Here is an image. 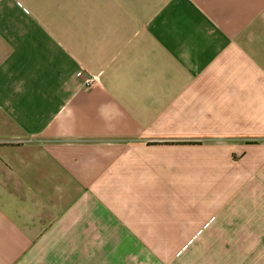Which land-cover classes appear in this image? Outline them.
<instances>
[{
  "label": "crops",
  "instance_id": "0c3cea01",
  "mask_svg": "<svg viewBox=\"0 0 264 264\" xmlns=\"http://www.w3.org/2000/svg\"><path fill=\"white\" fill-rule=\"evenodd\" d=\"M174 257L264 264V0H0V264Z\"/></svg>",
  "mask_w": 264,
  "mask_h": 264
},
{
  "label": "rangeland",
  "instance_id": "374dc122",
  "mask_svg": "<svg viewBox=\"0 0 264 264\" xmlns=\"http://www.w3.org/2000/svg\"><path fill=\"white\" fill-rule=\"evenodd\" d=\"M235 165L236 167L238 168L239 167V160L237 158V154L235 155ZM165 245V249L167 250L169 248V250H171V252L173 253L174 251L178 250V244H164ZM168 247V248H167ZM160 250H163V248H161ZM175 253V252H174ZM166 263V261L162 260V259H155V264H163V263ZM170 264H178V259L177 258H171L170 260Z\"/></svg>",
  "mask_w": 264,
  "mask_h": 264
},
{
  "label": "built area",
  "instance_id": "2783aa9c",
  "mask_svg": "<svg viewBox=\"0 0 264 264\" xmlns=\"http://www.w3.org/2000/svg\"><path fill=\"white\" fill-rule=\"evenodd\" d=\"M77 74L80 78H83V83L86 86H90L98 80L97 75L86 76L84 70H79Z\"/></svg>",
  "mask_w": 264,
  "mask_h": 264
}]
</instances>
